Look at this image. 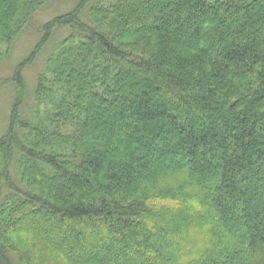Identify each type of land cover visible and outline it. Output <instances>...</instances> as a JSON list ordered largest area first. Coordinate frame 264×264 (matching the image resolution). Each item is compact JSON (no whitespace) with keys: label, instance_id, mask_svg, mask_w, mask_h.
Here are the masks:
<instances>
[{"label":"trees","instance_id":"trees-1","mask_svg":"<svg viewBox=\"0 0 264 264\" xmlns=\"http://www.w3.org/2000/svg\"><path fill=\"white\" fill-rule=\"evenodd\" d=\"M34 21L0 264H264V0H0L1 61Z\"/></svg>","mask_w":264,"mask_h":264},{"label":"rangeland","instance_id":"rangeland-1","mask_svg":"<svg viewBox=\"0 0 264 264\" xmlns=\"http://www.w3.org/2000/svg\"><path fill=\"white\" fill-rule=\"evenodd\" d=\"M69 2H73L75 0H68ZM53 4V3H52ZM51 4V6L45 8L44 10L46 11H41L39 14L36 15L38 21H44L43 18L44 14H49L51 15L52 13H57L58 12V4L54 3L53 5ZM167 20V19H165ZM35 26V21L33 23V25H31L28 28H25L24 31H22V33L18 36L17 40H16V45L13 48V50L11 51V56H9V58H7V60L5 61H1L0 65H2L1 69H0V78L1 77H5L8 74H10V71L12 69V66L17 62V60L22 56V54L24 53L25 48L27 47V45H30L32 43L33 40V35H32V30H30L31 28H33ZM37 28V27H36ZM42 57L43 55H41V58L37 59V63L34 64V66L29 67L28 69H26L24 71L25 77L28 81V83H32L33 80L35 79V73H37L38 70L41 69L42 67ZM5 72H9V73H5ZM32 87V85H31ZM13 100V95H12V89H10L9 87L2 85L0 87V131L1 129H4V126L7 125L8 123V116H9V109L11 106ZM161 156V153H160ZM151 159V158H150ZM148 159V160H150ZM250 174V172H249ZM247 172V175H249ZM252 176V175H250ZM31 225H34L32 223H30ZM97 231V229H95ZM49 236V235H48ZM200 236V235H199ZM48 238V237H46ZM51 240V236L49 237ZM190 238V237H189ZM55 240V239H53ZM195 238L192 236V238L190 239L191 241H194ZM56 243L59 244V241L56 240ZM125 259H128V256L125 255V253L123 254Z\"/></svg>","mask_w":264,"mask_h":264}]
</instances>
